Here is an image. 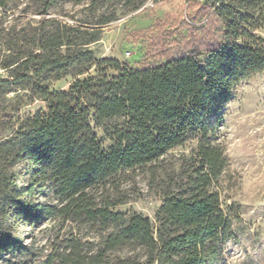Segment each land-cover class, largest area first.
<instances>
[{
  "label": "trees",
  "instance_id": "trees-1",
  "mask_svg": "<svg viewBox=\"0 0 264 264\" xmlns=\"http://www.w3.org/2000/svg\"><path fill=\"white\" fill-rule=\"evenodd\" d=\"M61 1L68 0H30L26 8L44 15ZM12 2L0 0V20ZM207 7L222 23L221 40L155 65L93 59L96 27L56 22L6 32L0 93L12 97L0 108V255L16 246L14 226L60 217L96 237L69 235L45 264H223L236 217L222 208L228 159L217 137L231 91L264 71L262 39L254 33L264 0H211ZM65 75L72 76L69 87L51 90L49 81ZM34 100L44 109L22 113ZM98 126L113 142L108 150ZM189 138L196 147L166 175L154 221L111 209L124 201L105 195L108 181L145 166L154 176L156 162ZM42 192L57 202L37 201Z\"/></svg>",
  "mask_w": 264,
  "mask_h": 264
},
{
  "label": "rangeland",
  "instance_id": "rangeland-1",
  "mask_svg": "<svg viewBox=\"0 0 264 264\" xmlns=\"http://www.w3.org/2000/svg\"><path fill=\"white\" fill-rule=\"evenodd\" d=\"M29 2L13 0L12 11L0 20V53L2 37L12 27L16 31L21 27L50 29L56 22L100 28V39L89 44L93 59H116L131 66L160 64L195 49H205L222 38V23L207 7L211 0H145L135 6H129L126 0H68L44 15L26 8ZM102 18L112 19L98 24ZM254 33L264 47V10ZM94 71L92 67L80 78ZM5 77L6 72L0 68V79ZM71 81V75L50 80V89L66 90ZM11 97V92L0 93V108L10 103ZM43 109L44 103L34 100L22 105L21 112L34 114ZM94 132L108 150L113 142L102 127H95ZM217 140L228 159L220 181L222 208L236 217L232 222L234 236L223 244V264H264V71L231 91L222 108ZM196 143V139L189 138L169 150L156 162L154 176L147 166L118 173L105 185V195L124 202L111 209L135 212L154 221L163 200L166 175L179 170L181 160L192 154ZM19 170L16 166L13 171ZM37 201L57 202L50 192H42ZM10 234L16 246L0 255V264H45L53 251H60L63 239L69 235L89 240L96 237L85 227L60 217L30 226L18 224Z\"/></svg>",
  "mask_w": 264,
  "mask_h": 264
}]
</instances>
